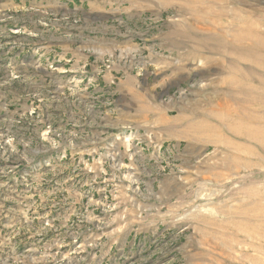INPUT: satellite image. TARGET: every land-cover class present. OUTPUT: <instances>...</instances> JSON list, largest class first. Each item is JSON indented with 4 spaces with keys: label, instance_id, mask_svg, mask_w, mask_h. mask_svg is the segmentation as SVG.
<instances>
[{
    "label": "rangeland",
    "instance_id": "rangeland-1",
    "mask_svg": "<svg viewBox=\"0 0 264 264\" xmlns=\"http://www.w3.org/2000/svg\"><path fill=\"white\" fill-rule=\"evenodd\" d=\"M0 264H264V0H0Z\"/></svg>",
    "mask_w": 264,
    "mask_h": 264
},
{
    "label": "bare ground",
    "instance_id": "bare-ground-1",
    "mask_svg": "<svg viewBox=\"0 0 264 264\" xmlns=\"http://www.w3.org/2000/svg\"><path fill=\"white\" fill-rule=\"evenodd\" d=\"M248 38V37H247ZM257 41V45H258V43H259V41L258 40H256ZM256 41H254V44L256 45ZM257 103V102H256ZM263 123V122H262ZM196 129V128H195ZM241 136V135H240Z\"/></svg>",
    "mask_w": 264,
    "mask_h": 264
}]
</instances>
